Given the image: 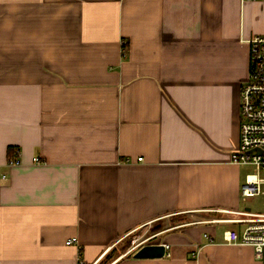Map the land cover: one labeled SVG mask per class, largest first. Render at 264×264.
Masks as SVG:
<instances>
[{
    "label": "crops",
    "instance_id": "1",
    "mask_svg": "<svg viewBox=\"0 0 264 264\" xmlns=\"http://www.w3.org/2000/svg\"><path fill=\"white\" fill-rule=\"evenodd\" d=\"M257 37L261 2L0 0V264H261L223 238L264 214L231 163Z\"/></svg>",
    "mask_w": 264,
    "mask_h": 264
},
{
    "label": "built area",
    "instance_id": "2",
    "mask_svg": "<svg viewBox=\"0 0 264 264\" xmlns=\"http://www.w3.org/2000/svg\"><path fill=\"white\" fill-rule=\"evenodd\" d=\"M241 1L264 3V0ZM240 123V140L231 154V163L254 167L255 172L247 176L242 188L243 195L252 198L262 193L263 180L259 178L258 172L264 170V37H257L250 41V76L241 87ZM19 156L20 152L17 153L16 158L8 161V165L11 167L20 165ZM33 161L41 162L37 157ZM238 214L241 218L230 221L246 224L245 228L241 232L225 231L224 241L229 245L251 247L255 258L264 264V214L251 212ZM77 243L78 238H72L66 242L67 245ZM167 251L168 246H166V255Z\"/></svg>",
    "mask_w": 264,
    "mask_h": 264
},
{
    "label": "water",
    "instance_id": "3",
    "mask_svg": "<svg viewBox=\"0 0 264 264\" xmlns=\"http://www.w3.org/2000/svg\"><path fill=\"white\" fill-rule=\"evenodd\" d=\"M166 256V246L146 245L134 254L135 259H162Z\"/></svg>",
    "mask_w": 264,
    "mask_h": 264
},
{
    "label": "rangeland",
    "instance_id": "4",
    "mask_svg": "<svg viewBox=\"0 0 264 264\" xmlns=\"http://www.w3.org/2000/svg\"><path fill=\"white\" fill-rule=\"evenodd\" d=\"M262 177L264 178V172H263V174H262ZM263 196V195H262ZM259 200H264V197H261V198H259ZM187 218H185V216H183V215H181V216H178V217H175L174 218V223L175 224H177L178 222H185V221H187L186 220ZM145 234H142V235H140L139 237H137V238H133V237H131L130 239H127L122 245H121V247L119 248V252H124V251H126V250H128V249H130V247H132L133 246V244L135 243V241L136 240H138V243L139 242H142V241H144L146 238H147V236H144Z\"/></svg>",
    "mask_w": 264,
    "mask_h": 264
},
{
    "label": "trees",
    "instance_id": "5",
    "mask_svg": "<svg viewBox=\"0 0 264 264\" xmlns=\"http://www.w3.org/2000/svg\"><path fill=\"white\" fill-rule=\"evenodd\" d=\"M12 150V149H11Z\"/></svg>",
    "mask_w": 264,
    "mask_h": 264
}]
</instances>
